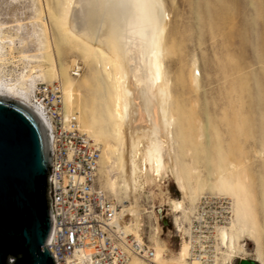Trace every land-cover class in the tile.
Listing matches in <instances>:
<instances>
[{
	"label": "rangeland",
	"instance_id": "1",
	"mask_svg": "<svg viewBox=\"0 0 264 264\" xmlns=\"http://www.w3.org/2000/svg\"><path fill=\"white\" fill-rule=\"evenodd\" d=\"M163 1L173 39L166 57L171 85L173 83L170 101V111L175 118L173 157L184 171L190 200L185 201L178 212H172L169 207L159 212L150 195L146 191L141 193L136 206L142 212L143 234L156 248H163V264L179 261L176 253L187 241L191 244V258L206 256L205 261L201 259L203 264H240L242 260L262 264L264 0ZM63 2L0 0V23L4 22L3 27L0 25L1 83L26 81L29 76L41 81L36 76L42 67L36 60L47 55L44 47L49 37L43 27L44 10L51 8L60 13ZM48 56L56 70L66 69V77L75 83L78 94L89 96L90 87L96 84L92 76L94 64L86 61L76 42L58 35ZM180 59L182 74L175 64ZM232 79L237 92L244 90V105L240 109L243 117L235 122L225 106ZM54 81L58 79L45 82ZM73 109L77 111L76 107ZM99 125L97 122L95 126ZM81 126L84 128L82 121ZM106 143L112 144L114 149L108 162L103 154ZM97 144L102 150V183L122 209L130 211L135 206L133 197L120 186L125 175L126 148L113 138L103 137ZM239 163L246 166L225 180L218 179L220 173L225 175L230 166ZM107 177L115 179L116 191L109 187ZM241 177H246L245 194L241 195L242 205L237 207L231 199L242 190L238 189ZM165 188L170 198L182 200V194L171 179L165 181ZM214 197L225 201V211L214 213L213 208L201 210L198 207L204 198ZM198 215H202V221L196 220ZM158 226L159 237L156 236ZM223 231L234 235L235 252L229 250Z\"/></svg>",
	"mask_w": 264,
	"mask_h": 264
},
{
	"label": "bare ground",
	"instance_id": "2",
	"mask_svg": "<svg viewBox=\"0 0 264 264\" xmlns=\"http://www.w3.org/2000/svg\"><path fill=\"white\" fill-rule=\"evenodd\" d=\"M44 12L43 27L49 37L44 47L47 55L42 60H36L42 67L36 76L41 81L29 76L26 81L0 82V98L17 101L32 110L30 99L35 88L39 84L56 82L63 93V114L66 118L76 115L81 131L97 143L105 137L116 139L125 146L126 168L120 186L130 192L135 206L130 211L122 209L121 213H126L132 221L127 230L139 238L143 235V219L136 203L141 193L146 191L150 195L154 208L158 207L159 212L164 207L178 212L183 203L190 200L184 171L173 157L175 118L170 111L173 83L171 85L166 62L173 39L172 31L168 30L170 24L165 3L163 0H64L60 13L51 8H46ZM0 25L3 27L4 22ZM58 35L76 42L86 61L94 64L92 76L96 84L90 87L89 96L78 94L75 83L66 77V69L61 67L58 71L50 62L48 52ZM175 64L182 74L181 59ZM56 79L58 82H45ZM235 86L236 82L232 79L229 82L231 91L225 101L228 116L234 122L243 117L240 109L244 105V90L241 88L237 92ZM97 122L102 126L96 127ZM113 151L112 144L104 145L103 154L107 162ZM100 152L102 155L101 148ZM244 166L242 163L230 166L225 175L219 174L218 179L225 180ZM100 178L102 188L111 196L102 183V175ZM245 178H240L238 189L242 188L241 194L236 192L232 196L234 206L242 205ZM168 179L174 182L182 200L169 197L165 188ZM107 181L109 187L116 191L115 179L107 177ZM156 231L159 237V226ZM222 236L228 241L229 250L235 252L234 235L223 231ZM155 249L159 263L163 264V248ZM176 255L179 261L174 260V264H203L201 259L206 260L205 255L191 258L189 241L181 244ZM188 259L191 262L187 263ZM130 264L145 263L133 259Z\"/></svg>",
	"mask_w": 264,
	"mask_h": 264
},
{
	"label": "built area",
	"instance_id": "3",
	"mask_svg": "<svg viewBox=\"0 0 264 264\" xmlns=\"http://www.w3.org/2000/svg\"><path fill=\"white\" fill-rule=\"evenodd\" d=\"M59 84H39L30 99L33 112L45 126L52 146V204L55 227L46 247L55 264H160L155 244L127 230L131 219L101 186L100 148L78 124L63 114ZM225 201L204 198L201 210L225 211ZM202 221V215L196 217Z\"/></svg>",
	"mask_w": 264,
	"mask_h": 264
},
{
	"label": "water",
	"instance_id": "4",
	"mask_svg": "<svg viewBox=\"0 0 264 264\" xmlns=\"http://www.w3.org/2000/svg\"><path fill=\"white\" fill-rule=\"evenodd\" d=\"M51 160L39 117L0 98V264H55L46 247L55 227Z\"/></svg>",
	"mask_w": 264,
	"mask_h": 264
}]
</instances>
